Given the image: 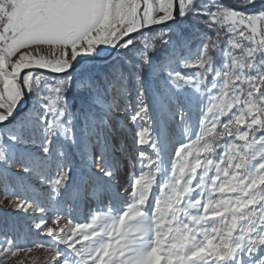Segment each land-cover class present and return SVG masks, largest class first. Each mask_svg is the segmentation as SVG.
Returning a JSON list of instances; mask_svg holds the SVG:
<instances>
[{
    "label": "snow or ice",
    "instance_id": "6c2138e0",
    "mask_svg": "<svg viewBox=\"0 0 264 264\" xmlns=\"http://www.w3.org/2000/svg\"><path fill=\"white\" fill-rule=\"evenodd\" d=\"M0 264H264V0H0Z\"/></svg>",
    "mask_w": 264,
    "mask_h": 264
}]
</instances>
